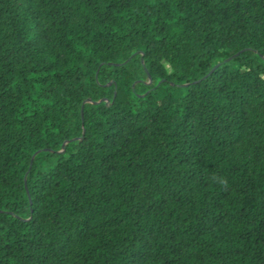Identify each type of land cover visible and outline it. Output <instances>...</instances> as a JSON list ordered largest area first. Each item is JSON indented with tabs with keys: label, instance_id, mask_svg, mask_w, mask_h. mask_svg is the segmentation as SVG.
Wrapping results in <instances>:
<instances>
[{
	"label": "trees",
	"instance_id": "obj_1",
	"mask_svg": "<svg viewBox=\"0 0 264 264\" xmlns=\"http://www.w3.org/2000/svg\"><path fill=\"white\" fill-rule=\"evenodd\" d=\"M0 264H264V0H0Z\"/></svg>",
	"mask_w": 264,
	"mask_h": 264
},
{
	"label": "water",
	"instance_id": "obj_2",
	"mask_svg": "<svg viewBox=\"0 0 264 264\" xmlns=\"http://www.w3.org/2000/svg\"><path fill=\"white\" fill-rule=\"evenodd\" d=\"M150 80H151V77H150V75H149V81H150ZM63 146H64V144H63ZM63 146H62V147H63Z\"/></svg>",
	"mask_w": 264,
	"mask_h": 264
}]
</instances>
